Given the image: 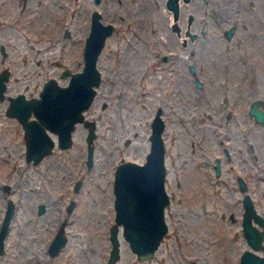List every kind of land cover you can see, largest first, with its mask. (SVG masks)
Masks as SVG:
<instances>
[{
    "label": "rangeland",
    "instance_id": "1",
    "mask_svg": "<svg viewBox=\"0 0 264 264\" xmlns=\"http://www.w3.org/2000/svg\"><path fill=\"white\" fill-rule=\"evenodd\" d=\"M22 4L23 0H8V13L0 14L4 28L0 39L9 44L2 64L12 72L0 98V222L8 199L15 206L0 264H109L115 166L123 159L144 160L157 108L165 123L168 229L153 255L140 259L123 237L120 224V255L115 264H239L242 251L252 247L242 229L243 191L237 189L236 174H245L252 197V171L238 170L233 139L226 137L230 157L221 160L219 174L211 164L196 167L197 156L190 159L191 148L198 152L200 146L212 162L206 132L216 121L199 117L201 109L214 112L222 98L208 93L209 82L202 87L207 93L194 87L185 64L205 38L199 35L202 27L215 34L220 30L221 23L204 15L205 7L225 8L228 18L222 25L240 19V28L244 24L252 31L250 85L260 91L264 60L255 63L253 53L264 48V0H180L176 19L165 0H25ZM93 9L114 25L97 58L101 81L84 109V117L96 124L93 162L86 161L88 128L83 121L76 122L68 147L55 143L38 162L27 160L21 122L6 113L8 95L18 90L36 93L48 76L66 83L68 75L61 76V69L81 68ZM189 12L198 37L184 45L183 34L171 25L177 22L184 27ZM193 56L199 69L204 61ZM251 99L228 97L225 106L239 121ZM232 124L233 132L237 127ZM217 149L222 151V145ZM260 184L262 188L264 179ZM254 196L257 203H264L263 193L254 190ZM40 202L45 205L41 212ZM61 226L66 241L52 255L48 245Z\"/></svg>",
    "mask_w": 264,
    "mask_h": 264
},
{
    "label": "water",
    "instance_id": "2",
    "mask_svg": "<svg viewBox=\"0 0 264 264\" xmlns=\"http://www.w3.org/2000/svg\"><path fill=\"white\" fill-rule=\"evenodd\" d=\"M187 1V0H185ZM180 0H165V5L176 19L179 13ZM192 17L189 12L188 20ZM174 25H178L177 22ZM113 23L104 22L101 12L93 9L90 28L83 45V64L81 68L72 70L65 66L60 75L67 76L66 83H61L55 76H48L42 83L37 95L26 96L23 92L10 95L6 113L14 115L21 122L25 139V157L38 162L49 153L55 143L60 147H68L72 142V130L76 122L83 121L87 126V163L93 162V138L96 135V124L92 119L84 117V109L92 102L96 87L101 81V71L97 66L98 55L105 43L106 36L113 30ZM65 34H69L65 30ZM9 70L0 71V98L5 95ZM253 106V109H252ZM251 112H255V103L251 104ZM258 118L264 112L256 111ZM164 119L160 108L155 111L151 120L149 133L150 145L143 161L123 159L114 170V221L109 227L110 249L108 263L115 264L120 255L119 225L123 237L130 248L140 259L150 258L157 248L161 238L168 229L164 216L165 205L169 202V194L165 187L166 163L165 142L162 131ZM51 132L56 134L54 138ZM242 189L245 184L239 178ZM79 181L75 183L78 187ZM242 229L247 242L252 247L253 234L252 197L243 194ZM45 208L43 202L38 204V211ZM14 203L8 199L0 222V253L4 250V238L8 231L10 220L14 213ZM66 241V234L61 226L53 235L48 251L58 252ZM252 248H245L239 258V264H252Z\"/></svg>",
    "mask_w": 264,
    "mask_h": 264
},
{
    "label": "flooded vegetation",
    "instance_id": "3",
    "mask_svg": "<svg viewBox=\"0 0 264 264\" xmlns=\"http://www.w3.org/2000/svg\"><path fill=\"white\" fill-rule=\"evenodd\" d=\"M206 1L207 0H204V2ZM24 4L25 0H23V7L25 6ZM7 10L8 0H3L0 2V14H2V12L4 13V11L8 13ZM203 12L204 15H211L215 22L221 23V26L218 27L220 30L215 34L210 31L207 32L208 30L205 27L201 28L199 35H204L205 38L202 39L201 45L198 48V53H195L197 49L195 48L191 55L193 58L195 54V56L204 61V63H200L198 65L199 69H197L194 58L192 59L191 56L188 55L192 61H187L185 64L186 71L189 72L188 74L192 79L194 87L200 88L203 93H207L202 87L204 82H209L210 87L208 93L211 94V96H220L222 101L220 107H215L216 109L214 112L201 109L204 112H202L203 115L199 117L202 120L207 119L206 122L208 119H210V121H216L209 125V131L206 130V135L208 134L207 139L210 140L208 145L212 153V162L209 163V155L206 152L207 149L200 146L197 149L198 152H196L194 147L191 148L193 155L190 156V159H194L195 156H197L198 160L195 164L196 167L201 168L203 165L211 164L212 170L216 174H219L222 169L221 160L224 156H227V158L230 157L229 150L224 145V138L233 139L234 157L239 160L238 170H242L246 173L252 171V205L255 209V212L252 213V226L255 230L252 241V264H264V203H257L254 196V190L264 194V186H262V188L260 186V183L263 182L264 179V115L259 119L258 113L256 112L257 110L264 112V83L259 86L260 91L257 88L256 90H252V86L250 85V83H252V31H249L244 24L242 26L243 28H240V19L232 20L226 25H222L225 19L228 18V15H225V8L216 9L214 6H209V9L205 7ZM179 13H181L180 10ZM188 14L189 13H187V21L184 27L174 25V23L171 25L173 31L183 34L181 43L184 45L187 43L188 39L192 40L198 37L197 31H194L191 27V21L194 15L192 14L191 19L188 20ZM3 29V27H0V34ZM9 35L10 34L6 36ZM8 54V41L0 39V64L7 58ZM162 57L166 59L167 54L163 53ZM22 58L26 60L27 57L23 54ZM253 59L255 63L259 60H264V48L263 50L258 49L255 51L253 53ZM39 60L40 59H38V61ZM2 69H8V76L10 77L12 73L10 67L6 64H2L0 65V71ZM27 73L28 72L24 73L25 77ZM259 75L258 73L255 74L256 77H259ZM262 76L261 78L264 81V74H262ZM45 79L46 78L42 80V83ZM25 86L27 87L28 84ZM40 88L37 89L36 93L32 90H30L29 93L18 90L15 94L23 92L26 96L37 95ZM15 94H9L8 98L10 95ZM228 97L252 98L245 111L241 113L242 120L237 121V119L240 118H236V115H233L230 109H226L225 99ZM253 103H255L256 107L255 112H251L250 110L251 104L253 105ZM233 122H236L237 128L232 132L231 128ZM221 145L222 151H219L217 148ZM239 178H242L244 181V189H242ZM236 184L237 189L243 191V194L248 192L246 189L249 188V185L245 179V174H236ZM242 199L243 195L241 197L243 204Z\"/></svg>",
    "mask_w": 264,
    "mask_h": 264
}]
</instances>
